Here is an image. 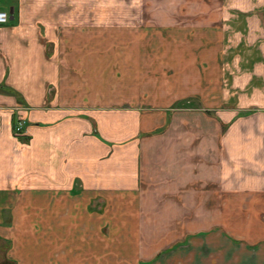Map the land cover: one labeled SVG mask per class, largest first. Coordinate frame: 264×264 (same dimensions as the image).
I'll return each mask as SVG.
<instances>
[{
	"label": "crops",
	"instance_id": "1",
	"mask_svg": "<svg viewBox=\"0 0 264 264\" xmlns=\"http://www.w3.org/2000/svg\"><path fill=\"white\" fill-rule=\"evenodd\" d=\"M241 1L150 40L0 0V264H264V0Z\"/></svg>",
	"mask_w": 264,
	"mask_h": 264
},
{
	"label": "rangeland",
	"instance_id": "2",
	"mask_svg": "<svg viewBox=\"0 0 264 264\" xmlns=\"http://www.w3.org/2000/svg\"><path fill=\"white\" fill-rule=\"evenodd\" d=\"M215 1L216 0H47V6L51 4L50 6L53 7V20L60 21L66 18L69 22L75 23L77 20L84 25L100 23L102 26H141L151 30L148 32L150 33L148 38L151 40L154 38H161L160 34L162 32H159L156 26L162 23L178 21L182 27L185 25H196L194 21L204 24V14L199 11L204 10L206 5L213 6ZM237 1L239 0H229L231 3L230 5L237 3ZM242 2H245L246 6H250L252 3H254L253 5H257L259 0H242L241 3ZM48 16L51 17L50 14H48ZM174 18L176 20H174ZM163 33L165 34L164 37L173 38L174 36L172 33H174L178 38H196L199 39L198 42H201L200 39L204 40L206 38H211L210 32L200 30L188 31V29H181L176 32ZM212 35L214 40L219 38L215 35V32ZM243 35H247L246 37L249 35V37H251L252 32L225 31L222 36V38L225 39V47L213 46V49L223 50V54L231 61L232 57L237 55L239 49L240 51L244 49L252 50V48H249L245 44L238 43V39H243ZM239 45H241L240 48L238 47ZM245 46L246 48H244ZM204 54L205 47L203 45L198 46L197 58L200 70L202 69V65H204ZM150 74H153V72H150ZM176 105L203 107V102L199 97H192L190 99L180 100Z\"/></svg>",
	"mask_w": 264,
	"mask_h": 264
},
{
	"label": "built area",
	"instance_id": "3",
	"mask_svg": "<svg viewBox=\"0 0 264 264\" xmlns=\"http://www.w3.org/2000/svg\"><path fill=\"white\" fill-rule=\"evenodd\" d=\"M9 21V13L6 11H0V24H6ZM25 121L20 119L17 124L15 131L17 134H21L24 129Z\"/></svg>",
	"mask_w": 264,
	"mask_h": 264
}]
</instances>
